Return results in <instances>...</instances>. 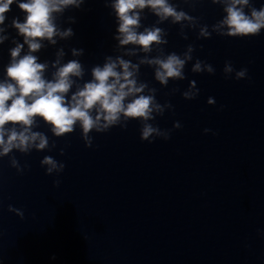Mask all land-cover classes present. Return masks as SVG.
<instances>
[{
	"label": "water",
	"instance_id": "water-1",
	"mask_svg": "<svg viewBox=\"0 0 264 264\" xmlns=\"http://www.w3.org/2000/svg\"><path fill=\"white\" fill-rule=\"evenodd\" d=\"M111 2L84 0L55 13L57 30L73 34L55 36V44L45 39L32 54L47 65L48 80L71 60L81 64L69 98L108 58L137 65L135 79L147 85L143 94L160 105L147 123L161 135L142 142V125L129 121L123 129L122 119L106 133L90 132L86 147L78 125L56 137L37 117L32 131L45 134L48 147L0 157V264H264V233H258L264 231V30L249 38L220 35L213 28L225 15L223 0H170L196 18L194 26L160 22L143 10L138 31L160 28L166 41L145 52L115 39ZM252 5L259 9L264 0ZM5 15L0 81L11 49L24 41L11 26L24 14L13 4ZM204 26L209 38L199 35ZM28 52L25 44L20 55ZM173 52L191 59L184 79L162 85L157 66L141 61ZM197 61L201 71L193 72ZM228 62L231 73L224 71ZM245 68L246 78L236 80ZM191 82L193 92L199 89L194 99L183 95ZM45 156L63 170L49 174Z\"/></svg>",
	"mask_w": 264,
	"mask_h": 264
},
{
	"label": "clouds",
	"instance_id": "clouds-1",
	"mask_svg": "<svg viewBox=\"0 0 264 264\" xmlns=\"http://www.w3.org/2000/svg\"><path fill=\"white\" fill-rule=\"evenodd\" d=\"M212 2L220 3L221 0ZM83 3L84 0H0V32L4 31L5 14L10 11L13 4L24 14L22 21L19 18L12 20L11 26L16 29L18 35L24 37V41L23 44H17L11 49L12 59L5 69L6 78L0 81V157L7 156L14 149L27 152L33 147L37 151L48 147L46 135L32 131L33 125L37 123V117L50 126L56 137L73 133L78 125L86 141V147L92 146L90 132L95 130L97 133H106L122 119L126 122L123 129L127 127L129 121H138L142 125L140 129L142 142L151 144L154 140H150L149 137L161 135L158 128L147 123L155 119L153 112L159 111L160 105L154 95L143 94L147 85L137 83L135 79L137 65H132L121 58L116 60L108 58L103 67L97 66L92 70V80L79 87L70 98L68 93L75 83L72 77H81L83 74L78 61L71 60L59 67L51 80L44 77L47 65L38 63V57L32 53L41 49V41L45 39L55 44V36L60 35L61 38L71 36L73 34L71 29L62 33L57 30L54 14L61 13L68 7L79 8ZM223 4L225 15L213 28L214 31H219L220 35L249 38L258 36L264 30V5L257 9L252 5V0H223ZM110 6L118 21L119 35L115 39L122 46L136 45L145 52H150L152 45L166 41L162 39L160 28L138 31L143 10L149 9L160 22L171 18L173 23L188 21L194 26L196 19L184 10H177L170 0H112ZM249 8L250 12L246 11ZM199 35L209 38L211 33L208 32L207 26H204L200 29ZM6 38L0 36V44ZM25 44L29 52L21 56ZM191 51L190 46L188 52ZM77 54L79 53H73ZM190 59L189 54L181 58L173 52L166 58L156 57L142 60L141 63L156 65L155 79L160 84L167 85L169 79H184L183 69L186 61ZM192 70L200 72L201 62L197 61ZM206 70L210 74L214 72L210 64L206 66ZM224 71L227 73L234 71L230 62ZM246 76V68L236 71V80L245 79ZM191 84L192 87L183 94L188 99H194L199 92V89L193 92L195 82ZM208 103L214 104V98L210 97ZM175 126L180 125L177 123ZM207 131L208 129H205V132ZM169 138L170 134L164 137L165 141ZM41 163L48 166L49 174L54 170L62 171L64 168L63 164L58 165L50 156H45ZM12 166H17L15 159L12 160ZM9 210H14L11 205ZM258 233L264 231L258 230Z\"/></svg>",
	"mask_w": 264,
	"mask_h": 264
}]
</instances>
